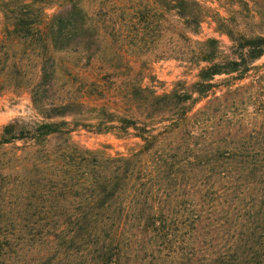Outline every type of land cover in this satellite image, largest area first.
Instances as JSON below:
<instances>
[{
  "label": "trees",
  "instance_id": "trees-1",
  "mask_svg": "<svg viewBox=\"0 0 264 264\" xmlns=\"http://www.w3.org/2000/svg\"><path fill=\"white\" fill-rule=\"evenodd\" d=\"M220 6L0 0V96L31 91L43 118L0 133V264H264V0ZM208 20L227 49L198 38ZM151 60L197 80L159 94L132 74ZM97 63L127 76L112 112L84 102L109 92L98 82L79 99L58 87ZM81 127L138 142L90 149Z\"/></svg>",
  "mask_w": 264,
  "mask_h": 264
},
{
  "label": "rangeland",
  "instance_id": "rangeland-1",
  "mask_svg": "<svg viewBox=\"0 0 264 264\" xmlns=\"http://www.w3.org/2000/svg\"><path fill=\"white\" fill-rule=\"evenodd\" d=\"M204 6L211 8L212 12H220L223 16H226L224 10L220 6L223 0H199ZM56 8H49L47 10L48 20L55 13ZM2 18L0 14V19ZM215 25L211 20H208L203 25V29L198 36L199 39L206 38H218L222 46L227 49L230 45V41L226 36H220L214 30ZM257 64H264V57L257 62ZM100 63H97L94 70H79L73 69L72 71H59L60 81L58 87L60 91L68 94L72 98L79 99L87 91L88 86L92 82H98L99 89L102 91H109L104 94V98L96 95L95 97H86L84 102L89 104L90 108L107 107L109 111H113L111 107L113 102H120L116 90L118 87H122V83H125L127 76H121L115 78L113 76H107L106 70L99 69ZM132 74H137L138 82L144 87H152L159 94H164L172 91L175 87L182 88L180 84H186L191 86L197 80V70L190 66L177 62L174 60L159 61L151 60L148 64L142 66L140 63L132 64ZM83 108H75L73 112L78 114H87L90 110ZM125 110L120 109V114H125ZM127 116V115H126ZM14 120L24 121H43V118L36 113L32 104L31 91H25L16 93L13 91L5 92L0 96V133L4 126ZM73 138L81 145L94 149L105 150L109 152H127L129 148L133 147L138 140L130 138L128 136L121 140L116 137L114 133L97 134L94 131H88L84 128H78L73 133Z\"/></svg>",
  "mask_w": 264,
  "mask_h": 264
}]
</instances>
